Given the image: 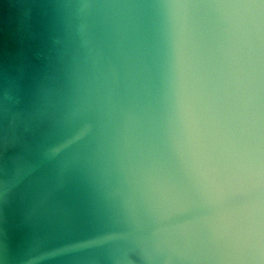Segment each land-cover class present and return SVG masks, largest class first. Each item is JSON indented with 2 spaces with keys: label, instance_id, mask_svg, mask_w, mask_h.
I'll list each match as a JSON object with an SVG mask.
<instances>
[{
  "label": "water",
  "instance_id": "95a60500",
  "mask_svg": "<svg viewBox=\"0 0 264 264\" xmlns=\"http://www.w3.org/2000/svg\"><path fill=\"white\" fill-rule=\"evenodd\" d=\"M0 264H264V0H0Z\"/></svg>",
  "mask_w": 264,
  "mask_h": 264
}]
</instances>
